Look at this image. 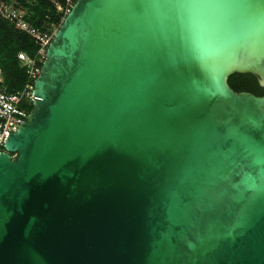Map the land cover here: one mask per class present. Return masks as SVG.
Listing matches in <instances>:
<instances>
[{
  "label": "water",
  "instance_id": "water-1",
  "mask_svg": "<svg viewBox=\"0 0 264 264\" xmlns=\"http://www.w3.org/2000/svg\"><path fill=\"white\" fill-rule=\"evenodd\" d=\"M234 73L264 87V0H74L0 151V264H264Z\"/></svg>",
  "mask_w": 264,
  "mask_h": 264
},
{
  "label": "trees",
  "instance_id": "trees-1",
  "mask_svg": "<svg viewBox=\"0 0 264 264\" xmlns=\"http://www.w3.org/2000/svg\"><path fill=\"white\" fill-rule=\"evenodd\" d=\"M15 1L27 10L29 14L27 19L34 25L42 26L44 23L51 22L58 27L65 16L66 0ZM55 2L61 6L60 10L55 6ZM38 48V43L31 36L0 17V69L6 91L21 90L28 82L26 68L18 59V52H25L33 57ZM227 81L235 91H249L255 95H264V87L259 86L255 76L250 73H234L228 77ZM25 107L30 110L32 104H26Z\"/></svg>",
  "mask_w": 264,
  "mask_h": 264
},
{
  "label": "built area",
  "instance_id": "built-area-1",
  "mask_svg": "<svg viewBox=\"0 0 264 264\" xmlns=\"http://www.w3.org/2000/svg\"><path fill=\"white\" fill-rule=\"evenodd\" d=\"M72 1L66 0L65 14L69 6H71ZM55 6L59 10L61 9V6L57 2H55ZM28 16L27 10L15 0H0V17L27 33L39 45L33 57L28 56L25 52H18L17 54L21 64L25 66L28 75V82L23 89L14 92L6 91L0 69V151H3V144L9 133L17 129L29 112L25 105L32 103L33 82L39 74L40 62L44 58L45 49L57 28L51 22L44 23L42 26L34 25L28 21ZM12 156L14 155L12 154Z\"/></svg>",
  "mask_w": 264,
  "mask_h": 264
}]
</instances>
